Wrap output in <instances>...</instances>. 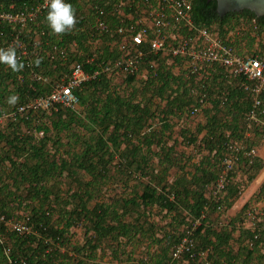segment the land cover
I'll use <instances>...</instances> for the list:
<instances>
[{"label":"trees","instance_id":"1","mask_svg":"<svg viewBox=\"0 0 264 264\" xmlns=\"http://www.w3.org/2000/svg\"><path fill=\"white\" fill-rule=\"evenodd\" d=\"M41 2L42 0H0V7L4 10H8L11 5L16 9L31 8ZM65 3H70L75 9L77 23L72 32L62 36L51 34L45 19L47 8L42 11L36 22L23 31L18 32L17 27L5 25L0 27V48L7 49L10 42L15 41L14 38L19 34V40L16 38L14 44L16 55L22 52L19 44L26 49L25 55L17 57L25 65L21 72H12L7 66L0 64V114L48 95L51 85L69 74L71 62L80 63L87 74H92L94 70H100L102 66L117 58L107 55L116 54V51L108 50L110 45H106L105 42L117 40L116 35L111 31L109 33L96 31L98 15L88 5V0H65ZM191 4L194 25L212 30V27L216 26L214 30L223 41L227 39L229 32L235 31L241 24L250 27L244 31L242 37L249 40L248 44L252 47L259 37L255 39L250 34L254 31L255 36L264 33V16L257 17L254 13L243 10L219 17L216 13V2L213 0H192ZM124 13H129V10H125ZM108 16L103 19L110 27L119 24L114 17ZM95 38L101 45H105L102 46L104 54L89 63V41ZM72 43L76 44L75 47ZM258 44L260 45V42ZM54 48L58 51L64 50V56H60ZM79 49L82 51L84 49L85 56L78 53ZM36 61H39L38 65ZM28 63L31 67H27ZM219 71H222L221 74L212 77L211 81L224 84L219 92V97L222 96L223 101L219 102H222V108L230 110L232 119L223 124L216 117L208 118L204 148L213 153V157L222 158L227 142L243 139L244 115L250 109L251 96L238 87L236 79L230 80L225 77L222 68H218ZM32 73H37L45 81L33 80ZM105 75L99 72L74 91L79 100L78 110L72 111L62 107L47 112L28 110L15 120L7 118L0 124V216L5 220L18 221L28 218L32 227L30 234L18 235L8 230L4 222H0V264H96V252L104 240L116 243L114 254L120 256L126 245H131L129 251L132 252V248L139 244L137 242H140V245L145 243L146 246L152 243L160 244L161 241L156 239L159 237L157 230H165L168 226L183 223L185 214L192 221L200 218L207 202L204 195L206 187L215 181L216 169L213 172L209 171L202 167L200 162L199 166H195L190 179H187L186 175L172 179L169 177L170 168L177 166L179 161L177 158L171 159L170 154H167L172 153L174 149V145H168L171 132L169 117L184 113L190 108L191 102L188 100L189 89L185 87L184 76H175L161 66L150 74L151 88L136 93L134 89L131 90V94L122 95L116 89L110 88ZM134 78L128 76L126 82L130 84ZM6 80H9V83ZM9 86L12 87V93H17L19 97L15 106H9L6 103L7 98L4 97V91ZM209 91V88L206 89L207 95H210ZM10 94L7 92V97ZM261 100L264 108V92ZM198 101L197 106H200ZM79 119L84 120L88 128L98 127L97 133L94 131L92 143L89 145L84 143L83 149L66 151V154L72 151L76 152V156L82 157H76L73 163L71 158L66 160L60 158L63 155L61 149H53L54 155L50 154L52 149H45L47 146L45 136L52 133L56 141L60 142V133L65 131L64 133L71 135L69 132L79 123L77 121ZM262 119L264 120V116ZM154 120H158V125L150 129L151 125L148 122ZM146 129L149 131L141 134ZM227 129L230 130V134L226 136ZM37 131L42 133L41 136L44 135L40 140L33 139L32 135L36 136ZM252 134L246 141L247 149L252 148L250 145H257L264 137V131L260 127H253ZM75 136L73 143L78 141V138L82 140L81 136ZM189 142L194 143L191 139ZM80 151L82 152L78 153ZM148 155L157 156L159 163L149 166ZM244 167H247L249 172H256L261 168V163L254 160L251 165L244 164ZM113 169L116 175L119 174L122 178L120 184L125 188L139 186L140 191L130 196H115L107 201L96 199L93 194L100 192L103 183L106 184L105 182L112 181L115 177V174H112ZM79 173H83L89 179L77 177ZM63 175L75 186L74 190L67 192L64 199L53 192V186L50 184L51 180L61 178ZM119 180L121 179H117ZM130 180H136L137 183L130 185ZM237 187L238 184L235 183L228 186L222 200L225 210L229 205L225 200L236 195ZM258 196H264V186L260 188ZM214 208L215 205L210 208V212H214ZM17 210L22 211L20 217L16 213ZM155 211L169 217L168 226H160L158 221L153 219ZM79 223L84 230L81 244L77 243L71 231ZM212 225L214 226L210 221L203 220L193 229L192 234L201 249L210 248V264H237V260H240L241 264H253L255 253L264 247V229L260 230L252 248L245 244L252 234L243 231V236L239 239V243H243L236 253H232L228 249L229 241L232 239V230L228 229V224L216 228ZM4 236L9 240L12 238L11 252L8 255H5L4 248L9 244ZM122 239L125 241H121ZM143 239L146 242L142 241ZM167 245L166 250L162 248L158 253L147 252L146 255L151 257L147 260L141 257L134 264H198L187 260L186 255L178 261L172 260L171 251L176 244L172 247L170 243ZM261 257H264V253ZM114 259L119 260L118 257Z\"/></svg>","mask_w":264,"mask_h":264},{"label":"built area","instance_id":"2","mask_svg":"<svg viewBox=\"0 0 264 264\" xmlns=\"http://www.w3.org/2000/svg\"><path fill=\"white\" fill-rule=\"evenodd\" d=\"M191 1L88 0V5L98 15L95 23L96 31L114 32L120 52L119 57L104 65L101 72L106 75L119 73L134 75L145 55L159 52H167L173 58L186 60L192 75H199L211 65H217L224 70L225 77L236 79L238 87L251 96L250 109L245 115L248 129L252 131L253 127H260L264 131V120L262 119L264 108L261 100L264 92V40L256 39L254 46L257 51L250 52V54H238L232 45L221 40L216 30L194 25L191 17ZM107 6L109 8H106ZM46 8L45 0L31 8L16 9L11 5L8 10H4L0 7V27L4 25L17 27L18 32L23 31L36 22ZM125 10H129V13L125 14ZM106 15L114 17L119 24L110 27L103 19ZM182 31L188 35L180 36L179 33ZM18 36L19 34L16 35L17 39ZM16 38H14L15 41H17ZM15 41H11L10 45L14 46ZM145 45H147L146 51L143 50ZM18 46L22 52L17 57L25 55L26 49L23 45ZM54 50L62 57L65 54L64 50L58 51L56 48ZM27 67L31 65L28 63ZM98 73L99 71H94L93 74H87L80 63L74 64L69 74L51 85L48 95L24 103L13 111L0 114V124L7 118L15 120L28 110L47 112L52 109L56 110L58 107L77 110L79 100L74 91ZM31 78L35 81H45L37 73H32ZM198 102L202 104L203 100L200 99ZM193 113L194 111L191 112ZM225 148L216 179L209 188L207 202L200 218L194 221L193 227L186 230L185 236L172 248L171 259L174 261L186 255L187 260L199 264H210L211 250L197 248L192 237L193 229L195 225H200L206 219L213 205H215L214 212L221 217V220L224 218L225 209L222 200L228 186L233 184L234 169L238 166L240 157L246 158L248 165H251L256 158L255 148L247 149L242 142L229 141ZM0 222H4L8 230L18 235H28L32 232L28 218L18 221L16 219L5 220L3 216H0ZM241 228L252 234V237L245 241V244L252 248L254 241L258 239L260 230L264 229V209L249 208L245 213Z\"/></svg>","mask_w":264,"mask_h":264},{"label":"rangeland","instance_id":"3","mask_svg":"<svg viewBox=\"0 0 264 264\" xmlns=\"http://www.w3.org/2000/svg\"><path fill=\"white\" fill-rule=\"evenodd\" d=\"M215 27L216 26H213L212 28L215 29ZM249 29H250L249 25L241 24V27H237L235 29V31L229 32L227 37H226L227 41L232 42V44H233L232 47L236 50V52L238 54H250V52L257 51L256 46L252 47V45L248 44L249 40H245V38L242 37V34L244 33V31H247ZM248 33H251V32H248ZM255 33H256V31L252 32L250 35L252 37H255V39L259 37L260 40H264V33H261V34H263L262 35L263 37L261 36V34H259V36L258 35L255 36ZM78 53H81V55L85 56L84 49H83V51L81 49H79ZM74 63H78V62H76V61L71 62L70 69ZM6 81H7V83H9V80H6ZM138 83H140V80H138L135 84H138ZM131 87H132V85L125 84V85H121V86L116 85L113 88L116 89L117 91L121 92V93H131ZM4 92H5L4 97H6V98H8L12 94L17 95V93H12V87L11 86H9V88L6 89ZM7 92L11 93L8 97H7ZM80 107H81L80 111H82V106L80 105ZM159 107H161V106H159ZM222 110L225 111L226 108L222 109ZM81 115H82L81 117H83V112ZM170 119H171V117H170ZM171 120L174 124V129H173L174 132L172 134L173 139L178 138L176 136L180 132L181 128L188 129L189 131H193L195 128V125L197 124V118L195 116L190 115L189 113L187 115H184L180 119L172 118ZM77 121L79 123H77L76 126L72 127L71 128L72 131L69 132V134H71V135L64 133L65 131L60 133V135H59V141L60 142L56 141V138L53 137L52 133H49L47 136H45L44 139H47V143H46L47 146L45 149H52V150H50V154H53V149H61V154H63V155H62V157L60 156V158H62L63 160H66L67 158L68 159L71 158V162L73 161V163H74V161H76V157H82V156H76V152H72V151H70L69 154H66V151H67V149H83L84 143L87 145H89V143H92V137H94V131L97 133L98 127L92 126V127H94V129L91 127L88 128L87 124L84 122V120L79 119ZM154 122H157V120H155ZM35 134H36V136L32 135L33 139L40 140L41 137H44V135L41 136L42 134H40L39 131H37ZM75 135L76 136L78 135L79 137L81 136L80 139H82V140H79V138H78V141L73 143L72 141H73ZM251 141H253V139L250 140V142ZM250 142L248 143V145H250ZM171 143L172 142H170L169 144H171ZM174 147H175V149H173L172 153L167 152V154H170L171 159L177 158L179 160L177 166L170 168L169 177L171 179L173 177H178V176L186 175V173H190V172H188V170H191V171L194 170V165H196L197 162H199L200 158H201V154L196 152L197 149H195L196 153H193L194 149L189 150L190 147H186L185 142L181 141L180 143L175 144ZM250 147H254V145H250ZM198 151H199V149H198ZM81 152L82 151H80L78 153H81ZM72 154H74L75 156H73ZM148 156H147L148 157L147 162H149V166L152 167V164L159 163V159L157 158V156H155V155H148ZM212 159H213V162L215 163V166L219 167L221 158H219V156H214ZM181 167H183V169H181ZM112 174H115V177L113 178V180L111 181V180L106 179V180H108V182H105L106 184L103 183L101 191L100 192L98 191L97 193L93 194L94 197L96 196V199H100V200L105 199V201H107L110 198H113L115 196H120V195L130 196L133 193H135V192L138 193L140 191L139 186H127L125 188L123 186V184H120L119 182L122 181V178L119 177L120 176L119 174L116 175V172L114 169L112 170ZM78 175H77V177H79L83 180L89 179L83 173H79ZM238 175H240L242 177V179L245 177L246 178L248 177V173L246 172V170L243 167H240V164L238 166H236V168L234 169L233 177H237ZM116 176H117V178H116ZM243 176H245V177H243ZM72 179H73V177H72ZM117 179H121V180L117 181ZM73 182H74V180H73ZM129 183H131L130 185H133V184H136L137 181L136 180H130ZM50 184H52V186H53V192L61 195L63 199L67 195L68 191L75 189L74 184H72L68 180V178L64 175L61 178L56 177L55 180H51ZM133 187H135V188H133ZM56 188H57V190H56ZM99 188H101V187H99ZM206 194H209L208 190H207ZM107 195L110 197H108ZM258 201L259 200H255V202H253V205H254L253 208H256L258 206V205H256L258 203ZM92 203H91V205H92ZM52 204L55 205V203H52ZM50 205H51V203H50ZM263 207L264 206L262 205L260 208H263ZM19 211L20 210H17L16 213L20 217V215L22 214L21 213L22 211L21 212H19ZM246 212L243 211L241 215L235 217V216H226V214H225L226 210H225L223 213V216H224L223 220L217 218V220L211 221V223L214 224L215 228L219 227L221 225L224 226V225L228 224V229L232 230L231 231L232 239L229 241V244H228V249L232 253H236V251L239 249V247L243 243V242L239 243L240 242L239 239H241V237L243 236L244 230H242L241 224H242L243 219H244V213H246ZM183 218H184L183 223H180L179 225H176V226L175 225L168 226L169 225L168 223L170 221L169 217L165 216L164 214H159V212L155 211L153 219L155 221H158L160 226H162V225L168 226L165 230L164 229L157 230L159 237H156V239L158 241H161L160 244L159 243H155V244L152 243L151 245L149 244L148 246H146L145 243L143 245H140L141 243L137 242L139 244L136 245V248H132V252H130L131 251V249H130L131 245H129V246L126 245L123 247V249L121 248L122 249L121 251H124L123 254H120V256H117V255L115 256L114 247L116 246V243H114V242L108 243V241L104 240L103 241L104 243L100 244L101 248L98 249L96 252L97 254L95 257V259H96L95 263L96 264H114V263H116V264L117 263H119V264H134L141 257L144 260H147L148 257H151V255H149V256L146 255L147 252H149L151 254L152 253H158L159 250L162 248H165V250H166V248H168V245H167L168 243H170V246L172 247L174 244H177L180 242V240L183 238V236H185L186 230L191 228L193 226L194 221H195V220L192 221L187 214H185ZM195 226L197 227L198 225H195ZM214 226H213V228H214ZM71 231H72V234L74 235V239H77V243L81 244L83 242V237H84V235H83L84 230H83V227L81 226V224L79 223L78 225H75ZM3 238L9 244L8 246H6L4 248L5 249V255H8L11 252L10 248L12 245V238H10V240L8 239L7 236H4ZM172 239H175V241H172ZM121 241L124 242L125 239H122ZM142 241H145V239H143ZM196 243H197V248L201 249V247L198 246L199 242L197 241ZM121 246H122V244H121ZM208 249H210V248H208ZM166 252H168V249H167V251H165V253ZM262 253H264V247L261 248L260 252L255 253L254 259H253V264H264V257H261ZM116 257H118L119 260L114 259ZM148 263H149V261H148ZM237 264H241V261L237 260Z\"/></svg>","mask_w":264,"mask_h":264},{"label":"crops","instance_id":"4","mask_svg":"<svg viewBox=\"0 0 264 264\" xmlns=\"http://www.w3.org/2000/svg\"><path fill=\"white\" fill-rule=\"evenodd\" d=\"M254 23V21H252ZM180 36H186L188 35L186 32L182 31L181 33H179ZM106 45H110L108 50L110 51H116L114 53H110L107 54L109 57H119L120 52L118 50V46H117V41H112V42H108L105 41ZM90 44V60L89 63L92 62V59L97 58L98 56H100L101 54H104L103 52V47L105 45H101L99 40L97 38H95V40L89 41ZM230 44H232V42L230 41ZM73 47H75V43H72ZM98 48V49H97ZM65 49V48H62ZM66 50V49H65ZM143 50L146 51L147 50V45H145L143 47ZM149 57V58H148ZM148 58V60H146ZM113 60V59H112ZM163 66L164 68L168 69L173 75L175 76H179V75H183L186 81L185 87H187L189 89V101L190 102V108L188 110H185L184 113H178L177 115H171V119L175 118V119H180L181 117H183L184 115H187L188 113L192 116H195L197 118V124L195 125V128L193 131H189L188 129H184L181 128L180 132L177 134L176 139H173V132H174V124L172 122V120L169 117V124H170V128H171V132L169 133V141H168V145L172 146L175 145L177 143L185 142L186 143V147H190V149H194L193 153H199L201 154V158L200 161L197 162L195 166H199L200 162L202 164V167H205L207 169H209V171H212L214 169L215 170V176L217 175V168L215 166V163L213 162V153H209L208 150H206L204 148V140L205 137L207 135V129H206V122L208 120V118L210 117H216L219 120H221V123H228L231 121L232 119V113L229 112L230 110L227 109L225 111H222V102H219V100H222V96L219 97V92H220V88L224 86V84H217L212 83L211 78L214 76H219L222 71L218 72V68L221 69L219 66L217 65H211L210 67L207 68L206 71L202 72L199 75H192L189 72V66L186 60H183L181 58H173L171 56H169V54L167 52H159L157 54H151L149 56H145V58H143L140 61L139 67L137 72L134 75H125L123 73H119L116 75H105L106 78L109 80V86L111 89H114L113 87L118 85H125L128 83L126 82V78L128 76H134V80L132 83H130V85H132L131 90L135 89V93L143 90V89H149L152 87V85L149 84V79L152 77L150 74H152L153 72H155V70L158 67ZM103 66L100 68V70H94V71H99L101 72ZM93 71V72H94ZM152 72V73H151ZM93 74V73H92ZM223 75V73H222ZM138 80H140V83L135 84ZM220 80V79H219ZM217 80V81H219ZM232 80V79H230ZM211 82V83H210ZM210 89L209 93L210 95H207L206 89ZM201 90H205V92H200ZM122 95H129L131 93H121ZM203 100V103L200 106H197V100ZM160 100H156V102H159ZM223 101V100H222ZM164 105V102L162 103V106ZM78 110V108H77ZM194 111L193 114H191V112ZM248 111H246L247 113ZM245 113V115H246ZM199 115V116H198ZM244 115V120H245V128L244 131L242 133L243 135V139H241L240 141H236V142H242L245 146H246V141L248 139L251 138L252 131L248 129L247 127V121H246V116ZM198 116V117H197ZM155 121V120H154ZM148 122V124L151 125L150 129L153 128V126H157L158 123L157 122ZM158 121V120H157ZM221 123H219V125H222ZM223 123V124H224ZM111 128V127H110ZM149 130L146 129L144 130L141 134H144L145 132H148ZM230 130H226L225 134L226 136L230 134L229 132ZM176 133V132H175ZM140 134V135H141ZM175 136V135H174ZM175 138V137H174ZM189 139H191L192 141H194V143L189 142ZM170 142H172L171 144H169ZM184 144V143H183ZM255 150H256V158L255 160H259V162L261 163V168L258 171H247V167H244V164H246V158H244L243 156L240 157V167H243L246 172L248 173V177L243 178L238 175L237 177H234L233 183L238 184V191L236 193V195H234L233 197H229L227 198L226 201H228L229 205L227 206L226 209V216H239L242 214V212H246L249 208L254 207L253 202H255V200H259L258 203L256 205L257 209H264L260 208L262 205L264 206V196H258L259 192H260V188L262 186H264V139H261L257 145L254 146ZM175 149V147H174ZM195 149H197V151L195 152ZM199 149V151H198ZM188 150V151H189ZM187 151V152H188ZM208 157V158H207ZM205 162V163H204ZM238 164V165H239ZM188 172L190 173H186V178L190 179L191 176L194 174V170H188ZM237 178V179H236ZM244 180V181H243ZM239 182V183H238ZM211 187V184L206 187V191H205V197L207 198L208 194H206L207 190L209 191V188ZM244 217H245V213H244ZM217 218L221 219V217L219 215H217L215 212H210L208 214V216L206 217V221H215L217 220ZM235 220V219H234ZM221 222V221H220Z\"/></svg>","mask_w":264,"mask_h":264},{"label":"clouds","instance_id":"5","mask_svg":"<svg viewBox=\"0 0 264 264\" xmlns=\"http://www.w3.org/2000/svg\"><path fill=\"white\" fill-rule=\"evenodd\" d=\"M45 5L48 9L45 19L52 35L62 36L74 30L77 20L75 9L70 3H65V0H45ZM38 63L36 61L37 65ZM0 64L7 66L12 72H21L25 67L17 58L16 48L11 45L7 49L0 48ZM18 100V95H10L6 103L15 106Z\"/></svg>","mask_w":264,"mask_h":264},{"label":"water","instance_id":"6","mask_svg":"<svg viewBox=\"0 0 264 264\" xmlns=\"http://www.w3.org/2000/svg\"><path fill=\"white\" fill-rule=\"evenodd\" d=\"M216 2V13L223 17L228 13L248 10L257 17L264 16V0H213Z\"/></svg>","mask_w":264,"mask_h":264}]
</instances>
